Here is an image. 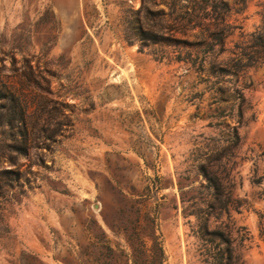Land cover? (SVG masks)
Instances as JSON below:
<instances>
[{
  "label": "rangeland",
  "instance_id": "obj_1",
  "mask_svg": "<svg viewBox=\"0 0 264 264\" xmlns=\"http://www.w3.org/2000/svg\"><path fill=\"white\" fill-rule=\"evenodd\" d=\"M177 1L0 0V173H19L0 200V264H210L205 229L229 238L232 264H264V64L224 83L245 100L240 124L236 104L215 118L213 79L141 40L199 36L171 31ZM245 2L229 48L260 22L264 0Z\"/></svg>",
  "mask_w": 264,
  "mask_h": 264
},
{
  "label": "trees",
  "instance_id": "obj_2",
  "mask_svg": "<svg viewBox=\"0 0 264 264\" xmlns=\"http://www.w3.org/2000/svg\"><path fill=\"white\" fill-rule=\"evenodd\" d=\"M245 3V0H237L233 2V7L230 8L226 0H178L177 4L179 5L180 12L176 15L175 21L178 20L179 28H172L171 31L173 30L182 35H186L187 32L193 30L199 31V36L192 41L172 38L170 36L164 37L153 32L141 33L143 44L146 41L153 43L163 42L182 48L184 56L179 55L177 58L180 61L189 62L193 68L195 67L197 72L205 75L207 82L213 79L208 89L211 91L213 102L216 104L214 109L216 113L215 118H224L232 115L234 112V104H236L238 124H240L243 118L245 100L237 90L232 91L233 94H229V89L224 86V83L230 79L238 78L245 71L257 65L264 64V6L259 13L260 22L254 30L248 34L241 32L238 36V41L231 48L227 47L228 38L234 36L233 30H241V27L235 26L230 22L231 16L241 13L245 9ZM149 14L151 15L150 12ZM224 55L225 58H222ZM25 65L27 70L23 72L24 79L27 83L39 86L38 80L34 75V68L28 62ZM49 74L53 75V73ZM38 75L40 76V73ZM40 78L43 77L40 76ZM47 91L49 92L48 89ZM229 102L234 103L227 107H222V105H226ZM67 107V104L55 101L52 111L54 110L56 114H61L59 110ZM15 117L14 114L8 117L7 122L9 125H13ZM18 120L23 123L21 113H19ZM60 125L62 124L59 123L58 126ZM43 131V129L40 130V132ZM54 134V130H52L46 139L53 142ZM20 136L22 140L20 143L14 145L12 150L17 155L22 156L28 150V134L24 127L20 131ZM38 138L39 136L36 134V139ZM238 142L239 136L234 128L231 137V147L237 146ZM14 160L15 158H11L10 162H15ZM18 175V172L12 173L9 170H3L0 173V200L4 199L6 188H12L14 186ZM203 175L207 181L206 189L213 191L211 195L213 201L218 202L219 197L222 195L220 190L221 186L216 178L208 174L206 170H203ZM262 181H264V175L256 179L255 183L259 184ZM226 206H229V202L224 207H219V209H228ZM207 207L212 211L217 210L214 204L209 203ZM2 232L6 233L7 231L4 228ZM205 232L210 236L207 239L209 248L205 250V255L209 259V263L232 264L233 251L229 238L225 237L219 231H207L205 229Z\"/></svg>",
  "mask_w": 264,
  "mask_h": 264
}]
</instances>
